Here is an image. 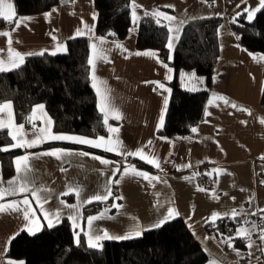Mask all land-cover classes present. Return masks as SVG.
I'll list each match as a JSON object with an SVG mask.
<instances>
[{
  "label": "crops",
  "instance_id": "0c3cea01",
  "mask_svg": "<svg viewBox=\"0 0 264 264\" xmlns=\"http://www.w3.org/2000/svg\"><path fill=\"white\" fill-rule=\"evenodd\" d=\"M6 2L11 3L12 9H4L5 13L14 16L13 0ZM130 8L132 32L122 40L94 33L96 9L93 0H61L51 11L20 16L18 19L23 23L14 31L15 25L11 29H0V33H9L8 36L0 35V59L7 58L9 48L24 54L25 58L28 53L61 54L66 51L67 39L89 37V59L94 61V65L89 64L90 85L104 123L107 116L106 134L85 136L54 131L52 119L41 103L31 110L30 126L17 123L11 103V116L7 111L4 114L7 127L0 130L7 129L8 134L11 132L18 137L13 140L9 134L11 143L4 149H20L21 152L12 157L13 170L8 176L3 174L0 162V189L10 190L8 181L15 179V187L26 180L29 191L5 195L0 199V204L14 202L17 205L16 210L0 212V264L22 263L5 256L10 240L22 231L35 234L66 218L74 231L76 243L82 236L87 245L92 238L99 246L103 240H126L95 241V236H103L105 232L112 237L131 235L136 238L135 231L142 234L156 228L154 225L168 216L169 209L173 210V215L167 221L178 217L185 221L208 256L205 264H238L241 257L238 250L225 251L206 231L205 224L220 217L232 216L233 210L239 216L264 210V159H261L264 156V123H261L264 104L260 103L264 54L242 48L231 27V22L239 13L244 12L250 20L245 9L252 11V19L256 9L261 8L260 0H131ZM155 11L175 17L169 21L155 16L159 22L166 24L168 32L169 28L173 29L168 37L179 38L183 24L190 19L207 16L222 18L218 29L219 56L204 118L189 138L157 133L163 124L161 116L164 122L171 94L168 82L175 80L185 90L198 91L203 88L204 81L193 71L173 69L160 59L154 49H136L134 29L142 15ZM78 29L81 35H76ZM177 40L174 39L173 47L168 48L170 57ZM61 46L62 50L58 51ZM147 51L154 52L155 56L136 55ZM155 82L163 84L164 88H159ZM94 84L96 87H93ZM98 88L107 97L104 111H101ZM218 97H224L230 103L226 104ZM41 105L43 107L39 108ZM113 111L119 113L120 119L114 118ZM21 125L23 128L17 131ZM110 128L118 131L110 132ZM47 132L94 142L103 137L104 142L100 147H94L69 140H51ZM21 137L26 141L39 137L43 142L31 148L12 147ZM109 139L121 142L119 152L105 150V142ZM47 142L58 144L42 147ZM138 149L148 159L154 157L159 167L139 155L124 154ZM56 150L67 154H62L61 159L43 155ZM25 155L29 157L27 163L30 170L18 174L17 159ZM101 160L109 163H101ZM133 168L159 179H144L131 171L125 174V169ZM116 180L119 183H115ZM70 188L73 191L64 195ZM33 189L37 191L39 201L31 195ZM77 189L79 195L76 194ZM95 195H108V198L97 201L92 199ZM25 197L29 200L27 205L22 203ZM93 202L106 204L84 215V206ZM25 212L28 213L27 219ZM213 213L218 214L215 219ZM89 217L94 218L91 223Z\"/></svg>",
  "mask_w": 264,
  "mask_h": 264
},
{
  "label": "trees",
  "instance_id": "16d2710c",
  "mask_svg": "<svg viewBox=\"0 0 264 264\" xmlns=\"http://www.w3.org/2000/svg\"><path fill=\"white\" fill-rule=\"evenodd\" d=\"M61 0H13V21L20 16L41 14L55 9ZM96 9L94 33L112 40H122L132 32L131 0H93ZM152 14H144L135 27L136 49H154L160 59L173 69L193 71L203 77V88L188 91L168 82L171 88L164 122L157 133L167 137L192 136V129L205 114L206 101L219 56L218 29L220 16L196 17L183 24L173 55L167 47L168 28L157 23ZM0 17V29H11ZM238 44L248 52L264 54V8L250 20L244 12L231 22ZM89 37L77 36L66 40V51L61 54L29 55L16 69L0 72V104L13 105L17 123L30 126L34 105L43 104L52 119L56 132L77 133L85 136L106 134V125L97 108L96 95L90 85ZM264 89V72L263 86ZM260 103L264 104V91ZM11 143L7 129L0 130V149ZM58 143L47 142L52 146ZM20 149L0 150L3 174H11L12 157ZM140 163V162H139ZM142 164V163H140ZM115 186V185H114ZM106 202L85 205L84 215L97 211ZM260 219V220H259ZM260 221V224H258ZM254 224L257 228L250 237L236 235L238 227ZM206 231L225 251L237 249L244 255L238 264H264V212L255 215L224 216L205 224ZM229 237L232 239L229 240ZM249 240H254L255 261L246 256ZM229 244L232 247H229ZM7 258L21 264H205L206 252L178 217L159 227L144 231L140 236L126 240H103L90 247L81 236L76 243L70 222L63 218L58 224L44 227L35 234L17 233L5 252Z\"/></svg>",
  "mask_w": 264,
  "mask_h": 264
},
{
  "label": "snow or ice",
  "instance_id": "6c2138e0",
  "mask_svg": "<svg viewBox=\"0 0 264 264\" xmlns=\"http://www.w3.org/2000/svg\"><path fill=\"white\" fill-rule=\"evenodd\" d=\"M260 6L262 8H264V0H260ZM168 7H172V6L169 5ZM4 9L11 10L12 9V5H11L10 2H6V0H0V17H2L5 21H8L9 23H14L15 27L12 29L14 31L15 28H18L21 25V23H23V21H21L19 19L13 21L12 16L9 15V14H6ZM256 10L259 11V9H256ZM245 11L248 12L249 19H251L252 14H253L252 11L249 10V9H245ZM13 15H14V13H13ZM152 15H154L156 17H163L164 19H167L169 21H172V20L175 19V17L167 16L166 14L161 13L159 11L153 12ZM93 18H95V16H93ZM133 19L134 20L136 19L135 12H133ZM157 23H159V20H157ZM169 32L172 33L173 29L169 28ZM177 32H178V29H177ZM81 34H82L81 30L78 29L76 35H81ZM0 35L8 36L9 33L8 32H4V33H0ZM53 38H55V37H53ZM174 39H178V36L173 37L172 35H170L168 37L167 47L169 49H171L173 47V40ZM101 42H103V41H101ZM9 43H11L10 40H9ZM92 47L95 50L96 46L93 45ZM117 47H121V45H117ZM57 50L58 51L62 50V46L58 47ZM41 54H43V53H28L27 55H41ZM52 54L55 55L56 53L53 52ZM97 55H101V58L106 59V57H102V54H100V53H97ZM136 55H145V56L153 57V56H155V53L151 52V51H147V52H143V53H136ZM24 59H25V55L24 54H21L19 52H16V51L12 50L11 48H9L7 58L6 59H0V72H6V71H10V70L19 68L20 65H22L24 63ZM88 63L90 65H94L93 59L90 58ZM169 71H171V69H169ZM182 75H184V74H182ZM155 83H157V86L159 88H162V89L164 88L163 84H160L159 82H155ZM93 87H96V84H94ZM262 91H264V89H262ZM97 95L101 97V101H102V103H101V111H104L105 107H106V104L104 102L107 100V97L100 91L99 88L97 89ZM217 99L223 100L224 103H226V104L230 103L224 97H218ZM210 103H212V101H210ZM166 104H167V100H165V105ZM232 106L233 107H237V105H232ZM11 107H12L11 106V102H5V103L0 104V128L7 127V125L4 123V114L7 111V114L9 116H11V111H10ZM38 107L42 108L43 106L41 105V106H38ZM35 111H36V109L34 108L33 112H35ZM206 114H207V112H206ZM113 116L117 120L120 119V115H119L118 112L113 111ZM48 123L50 124L51 121H49ZM105 123H107V116L105 117ZM162 123H163V116H161V124ZM241 123H244V122L242 121ZM261 123H264V119L261 120ZM22 128H23L22 125L19 126L17 131H19ZM41 131L45 132L44 129H42ZM109 131L110 132H116V131H118V129L110 128ZM192 131L196 132L197 129L193 128ZM9 134L12 136L13 140H17L18 139V137L16 135H13L11 132ZM46 134H47V137L49 139H51V140H69V141H74V142H77V143L89 144V145H92L94 147H100L101 146V142H104V138L103 137H100L98 142H94L92 140H88V139L81 138V137L54 135V134H50V132H47ZM40 142H43V141L40 140L39 137H37V139L28 140V141L24 140L21 137L19 139V142L17 144H13L12 147H28V148H31V147L36 146ZM149 143H151V141H149ZM121 146H122L121 142L118 141V140L113 141V140L109 139V141L105 142V150L106 151L119 152ZM0 150L7 151L8 149L5 148V149H0ZM62 154L66 155L67 153H62V150H56V151H53V152L43 153V155L55 156L57 159H61ZM124 154L125 155H131V156L139 155L141 157V159H147L148 163H151L154 166L159 167V162L154 157L151 158V159H148L143 154V151L141 149H138L136 152H127V153H124ZM83 155H88V153H83ZM95 158L96 159H100L98 157H95ZM261 159H264V156H262ZM28 160H29V157L27 155L17 159V173L18 174L21 173V172H25L26 173V172H28L30 170L29 169V165L27 163ZM101 163L107 164L109 162L106 161V160H101ZM184 167H187V165H185ZM129 171H131V173L134 174V175L143 176L144 179H159L158 177H154V176L153 177H149L146 173L139 172V171L135 170L134 168L131 169V170L125 169V174H128ZM186 179H190V178H186ZM114 182L115 183H119V180H116ZM27 183L28 182L25 180L18 187H15V185L17 184V181L15 179L11 180V181H8V184L10 186V190L0 189V199H2L5 195H14V194H17V193L28 192L29 190H28V187H27ZM200 190L203 191V189H200ZM72 191H73V189L70 188L69 192L63 193V194L67 195V194L71 193ZM76 194L79 195V190L78 189L76 190ZM110 194L111 193L109 192L108 195H110ZM31 195L33 196V198H35V199H37L39 201L40 198L37 195V191L35 189L32 190ZM108 195H103V196L102 195H95V196L92 197V199L93 200H97V201L106 200L108 198ZM89 202H91V201H89ZM22 203H24L25 205L29 204L28 198L25 197V199L22 201ZM16 208H17V205L14 202L13 203H8V204H0V212H4V211H6L8 209L16 210ZM262 211H264V210H262ZM255 214L256 213H252V215H255ZM172 215H173V210L169 209L168 210V216H165L164 220L160 221L159 224L154 225V227H159L161 224H163L165 221H167L169 219V217H171ZM217 215H218L217 213H213L212 214L213 219H215L217 217ZM237 215H238V213L236 212V210H233L232 211V216L235 218ZM25 218L26 219L28 218V213L27 212H25ZM88 219H89V223H91V221L94 218L93 217H89ZM49 226H51V224ZM253 227L255 228L256 226L253 225ZM134 234H135V236H139V235H141V232L140 231H135ZM250 235H251V233L246 228H238L237 229V236L238 237L248 238V237H250ZM130 238H132L131 235H126V236H123V237H112V236H109L105 232V234L103 236H99V235L95 236V241H100L102 239H130ZM230 239H232V238L229 237V240ZM260 239H261V241H264V229H261ZM89 246L90 247H96L97 246L93 242L92 238L89 239ZM247 246L249 248L252 247L251 240H249V243H248ZM229 247H232V245L229 244ZM10 264H11V262H10ZM212 264H214V262H212Z\"/></svg>",
  "mask_w": 264,
  "mask_h": 264
},
{
  "label": "rangeland",
  "instance_id": "374dc122",
  "mask_svg": "<svg viewBox=\"0 0 264 264\" xmlns=\"http://www.w3.org/2000/svg\"><path fill=\"white\" fill-rule=\"evenodd\" d=\"M188 72V71H187ZM192 73V72H191ZM194 73V72H193ZM194 75H196V74H194ZM197 77H200L199 75H197ZM260 220V219H259ZM258 224H260V221H258ZM253 225L254 224H248L247 226H241V227H238V228H246V229H248V231L250 232V233H252V232H255L256 230H257V228L255 227H253ZM237 228V229H238ZM236 235H237V231H236ZM251 242H252V247L251 248H247L248 249V251H247V253H246V256L248 257V259L250 260V261H255L256 260V256L254 255L255 254V249L256 248H258V245H257V243L254 241V240H251ZM249 243V242H248ZM237 252H239V254H240V256H243L244 254L241 252V251H237Z\"/></svg>",
  "mask_w": 264,
  "mask_h": 264
},
{
  "label": "water",
  "instance_id": "95a60500",
  "mask_svg": "<svg viewBox=\"0 0 264 264\" xmlns=\"http://www.w3.org/2000/svg\"><path fill=\"white\" fill-rule=\"evenodd\" d=\"M62 1H65V0H62Z\"/></svg>",
  "mask_w": 264,
  "mask_h": 264
}]
</instances>
